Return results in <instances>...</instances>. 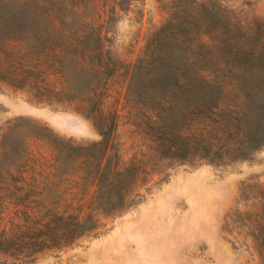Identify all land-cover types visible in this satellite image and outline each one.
Returning a JSON list of instances; mask_svg holds the SVG:
<instances>
[{"label":"rangeland","instance_id":"rangeland-1","mask_svg":"<svg viewBox=\"0 0 264 264\" xmlns=\"http://www.w3.org/2000/svg\"><path fill=\"white\" fill-rule=\"evenodd\" d=\"M193 1L211 3L212 12L221 17L217 23L234 24L235 36L249 34L248 45L264 43V0ZM89 7L84 19L103 26L105 49L116 66L105 81L100 109L104 115L118 116L120 157L126 162L139 160L147 174L131 194L134 203L120 214L101 217L95 235L28 257V195L48 194L47 199L57 203L65 198L63 191L82 190L78 177L58 171L52 147L28 138V129L37 131L35 124H40L78 145L102 137L82 104L58 103L46 91L32 90L57 87L60 80L40 55L41 45L28 46L26 34L24 43H14L8 55H2L16 76L7 73L0 78V152L2 134L10 126L12 136L19 141L25 135L26 142L19 146L18 157L0 163V241L6 242L0 244V260L3 264H264V147L246 159L225 157L220 164L196 158L158 164L144 158L150 137L128 101L127 69L168 21L186 14L187 3L93 0ZM223 52L228 55V50Z\"/></svg>","mask_w":264,"mask_h":264},{"label":"trees","instance_id":"trees-1","mask_svg":"<svg viewBox=\"0 0 264 264\" xmlns=\"http://www.w3.org/2000/svg\"><path fill=\"white\" fill-rule=\"evenodd\" d=\"M92 1L0 0V78L16 76L2 55L28 34V46L41 45L40 55L60 80L57 87L32 90L46 91L58 103L82 104L102 137L78 145L40 124H35L39 131L28 129V138L52 147L58 171L78 177L82 188L63 191L65 198L57 203L48 194L28 195V257L95 235L101 217L134 203L131 194L147 174L139 160L120 157L118 116L100 109L105 81L116 66L105 49L103 26L84 19ZM182 1L186 14L168 21L127 69L128 101L150 137L144 158L158 164L246 159L264 147V43L248 45L249 34L235 36L234 24L217 23L221 17L211 3ZM13 127L2 134L0 163L18 157L26 142L25 135L19 141L12 136Z\"/></svg>","mask_w":264,"mask_h":264}]
</instances>
